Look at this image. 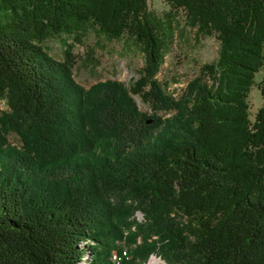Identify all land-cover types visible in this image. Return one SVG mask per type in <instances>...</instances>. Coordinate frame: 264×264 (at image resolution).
Returning <instances> with one entry per match:
<instances>
[{"label":"trees","instance_id":"obj_1","mask_svg":"<svg viewBox=\"0 0 264 264\" xmlns=\"http://www.w3.org/2000/svg\"><path fill=\"white\" fill-rule=\"evenodd\" d=\"M164 2L165 21L147 0H0V264H264V0ZM178 12L219 52L175 97L157 75ZM86 27L133 40L136 80L85 89L42 46Z\"/></svg>","mask_w":264,"mask_h":264},{"label":"rangeland","instance_id":"obj_2","mask_svg":"<svg viewBox=\"0 0 264 264\" xmlns=\"http://www.w3.org/2000/svg\"><path fill=\"white\" fill-rule=\"evenodd\" d=\"M147 5L148 10L163 21L169 14L172 15L164 0H147ZM164 30L169 32L167 24H164ZM170 30L173 31L172 42L168 44L157 78L167 86V92L179 97L187 84L199 76L203 65L217 60L219 41L215 36L197 37L195 30L187 26L181 12L175 14ZM42 46L59 61L63 60L64 51L69 50L74 60L73 78L85 89L109 80L118 81L127 87L137 79L144 64V58L132 39L123 36L120 40H108L93 27H86L74 35L50 38ZM263 72L264 69L256 74L247 98L251 121L262 105L259 83ZM134 100L141 112L151 114L149 107L137 97ZM5 110V105L0 103V113ZM8 141L12 146H19L18 138L13 134L9 135ZM136 218L141 221L142 215L138 213ZM152 261L163 264L157 257H151L146 264Z\"/></svg>","mask_w":264,"mask_h":264},{"label":"bare ground","instance_id":"obj_3","mask_svg":"<svg viewBox=\"0 0 264 264\" xmlns=\"http://www.w3.org/2000/svg\"><path fill=\"white\" fill-rule=\"evenodd\" d=\"M149 264H155V261L150 262Z\"/></svg>","mask_w":264,"mask_h":264}]
</instances>
